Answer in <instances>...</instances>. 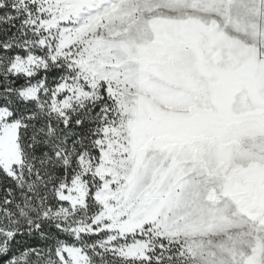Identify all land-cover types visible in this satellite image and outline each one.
<instances>
[{
  "label": "snow or ice",
  "instance_id": "snow-or-ice-1",
  "mask_svg": "<svg viewBox=\"0 0 264 264\" xmlns=\"http://www.w3.org/2000/svg\"><path fill=\"white\" fill-rule=\"evenodd\" d=\"M0 264H264V0H0Z\"/></svg>",
  "mask_w": 264,
  "mask_h": 264
}]
</instances>
